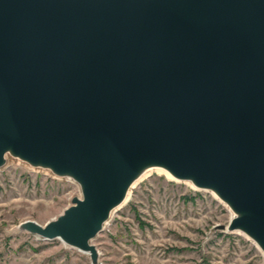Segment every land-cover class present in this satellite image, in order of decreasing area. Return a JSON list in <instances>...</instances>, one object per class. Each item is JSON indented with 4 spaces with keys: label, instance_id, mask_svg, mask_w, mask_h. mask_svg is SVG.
Here are the masks:
<instances>
[{
    "label": "water",
    "instance_id": "obj_1",
    "mask_svg": "<svg viewBox=\"0 0 264 264\" xmlns=\"http://www.w3.org/2000/svg\"><path fill=\"white\" fill-rule=\"evenodd\" d=\"M74 181L18 227L89 240L146 167L209 190L264 255V0H0L4 155Z\"/></svg>",
    "mask_w": 264,
    "mask_h": 264
},
{
    "label": "rangeland",
    "instance_id": "obj_2",
    "mask_svg": "<svg viewBox=\"0 0 264 264\" xmlns=\"http://www.w3.org/2000/svg\"><path fill=\"white\" fill-rule=\"evenodd\" d=\"M8 155L0 166V264H264L251 239L216 228L232 212L212 192L154 169L129 187L89 240L97 253L91 263L59 239L18 227L55 218L79 196L77 184Z\"/></svg>",
    "mask_w": 264,
    "mask_h": 264
},
{
    "label": "bare ground",
    "instance_id": "obj_3",
    "mask_svg": "<svg viewBox=\"0 0 264 264\" xmlns=\"http://www.w3.org/2000/svg\"><path fill=\"white\" fill-rule=\"evenodd\" d=\"M9 156V155H8ZM10 157V156H9ZM8 157V158H9ZM7 158V159H8ZM13 159H14V157H12ZM11 158V159H12ZM5 164V163H4ZM151 169H154V170H157V172L159 171V172H161V173H163V174H166V175H168V173L166 172V171H164L163 169H161L160 167H146V168H144L139 174H138V176L135 178V180L131 183V185L135 182V181H137L138 179H140L143 175L145 176V174L147 175V173H148V171H150ZM147 172V173H146ZM150 173V172H149ZM169 176V175H168ZM130 191V190H129ZM128 195V194H127ZM126 195V196H127ZM125 200V199H124ZM121 204V203H120ZM117 208V207H116ZM115 208V209H116ZM106 222V221H105ZM104 225V224H103Z\"/></svg>",
    "mask_w": 264,
    "mask_h": 264
}]
</instances>
